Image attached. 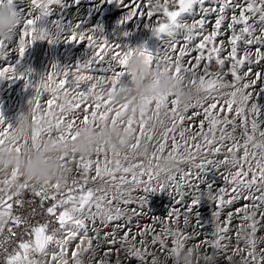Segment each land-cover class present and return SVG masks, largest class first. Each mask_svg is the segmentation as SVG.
<instances>
[{
  "label": "snow or ice",
  "instance_id": "6c2138e0",
  "mask_svg": "<svg viewBox=\"0 0 264 264\" xmlns=\"http://www.w3.org/2000/svg\"><path fill=\"white\" fill-rule=\"evenodd\" d=\"M13 3L0 0L19 22L8 39H0V60L7 61L13 49L22 58L35 41L52 44L61 37L85 44L90 55L74 69L53 65L38 82L9 63L0 66V80H24L33 91L28 114L15 126L0 114V151L20 153L46 140L67 143L103 122L131 133L132 147H143L147 157L110 154L103 147L87 157H62L69 178L50 187L33 185L16 171L0 175L3 264H176L185 249L195 250L196 264H217L218 257L226 264H237V257L238 264H264V0H102L126 10L121 25L147 21L160 42L155 54L143 46H113L101 29L82 31L78 24L67 30L55 25L53 37L43 22L62 0H30L32 11L24 18ZM210 15L215 19L209 31ZM133 55L142 56L149 70L163 67L195 90L194 102L181 108L177 100L160 96L139 111L117 103L130 83L127 63ZM93 66L101 73L93 74ZM22 122L30 123V134H18ZM164 158L174 162L172 169L161 167ZM209 172L225 186L217 188L215 179L206 178ZM156 193L171 197L170 210L133 233V218L146 214L147 198ZM204 201L214 205L213 239L189 248L200 235L196 228L204 227L197 211ZM122 220L116 228L123 236L103 233L108 247L97 259L101 228ZM6 233L14 239L4 238ZM204 245L211 255L201 252Z\"/></svg>",
  "mask_w": 264,
  "mask_h": 264
},
{
  "label": "rangeland",
  "instance_id": "374dc122",
  "mask_svg": "<svg viewBox=\"0 0 264 264\" xmlns=\"http://www.w3.org/2000/svg\"><path fill=\"white\" fill-rule=\"evenodd\" d=\"M13 8L21 18H24L32 11L30 0H27L26 2L25 0H14ZM124 11L126 10L121 9L118 6L102 3V0H80L78 4L75 2V0H62V6H54L51 15L47 17L43 22V26L53 37H55L56 34L55 25L57 24L65 30H67L69 26L77 24L82 31H89L99 28L101 29V34L102 36H104V38L106 36L108 37V35L109 37H119L120 47H117L121 49H124L126 47L128 49H131L132 47L139 48L143 46L155 54L159 49L160 42L153 37L149 27L147 26V21L136 19L133 22L121 25L119 24V21L123 19L124 15H126V12ZM197 13H199L198 9ZM196 18H199V14H197ZM188 19L189 21H191L192 18L189 17ZM214 19L215 17L213 15H210L208 17L209 23L207 24V29L209 31L214 27ZM88 27H91L92 29H89ZM125 33L127 34L125 35ZM130 38H132L134 42L136 41V45H126V40H130ZM223 38L224 37H221V39ZM109 44L116 46L113 43ZM86 51L89 52L85 44H82L81 46H77L76 43L68 44L64 41L63 37H61L56 43L52 44H50L47 40H38L26 49L25 54L22 58L17 57L14 49L10 51L7 55V61L0 60V66H6V64L9 63L16 69L18 73L23 74L25 72H28L30 73L28 79L33 82H38L47 73H49L50 71H54L52 69L53 65H56L60 69H67V66H65V62H69L67 60L72 61L75 59V66L77 64L83 63L84 60L82 54ZM195 54L196 53H193V55ZM73 65L74 63L72 64V67H70V69L75 68V66L73 67ZM104 67H106V65ZM213 70H215V68H213ZM101 71L102 69L100 67L97 69V73L93 71V74H100ZM229 79H231V77H229ZM32 96V88L26 89L24 80H0V114L3 115L6 123L15 126L18 118L21 115L28 114L29 100L32 98ZM44 99H47V96H45ZM260 102L264 103V100ZM196 119L198 123V117ZM151 150L153 149H150V151ZM166 154L167 152L165 153V155ZM0 178H2V176H0ZM206 178L209 181L215 179L217 188L225 186L223 179L219 175L214 177L213 174L209 172L207 173ZM172 203L173 201L171 197H169L167 194L156 193L149 195L147 198L146 207L144 208V212L146 214L138 218H133L132 224L129 225V227L132 229V232H136L137 226H139L141 231L145 226H152L154 217H165L167 212L170 210V205H172ZM243 203L244 201H240L238 204H235L232 207H239ZM213 207L214 205L209 201H204L202 205L198 207L197 211L200 215L201 220L203 221L204 227L196 228V231L199 232L200 235L198 239L189 241L188 247L196 244L199 241H211L213 239V224L210 223V221L212 220ZM230 210V208L225 209V211ZM194 222L195 216H193V225L195 226ZM117 223L124 224L125 221H117L107 227L101 228V239L99 241L100 248L98 250L99 255L97 256V259H99L101 255H103V251L108 247V245L106 246V244L103 242V233L116 231L118 236H123V230H118L116 228ZM97 224L99 225V221H97ZM155 227L157 231H159L161 225L159 223H156ZM181 227H183V224H181ZM191 229V227L188 228V231L191 232ZM233 243H235V240H233ZM169 246H171V244H169ZM115 247H120L119 242H117ZM201 252L211 255L212 249H210L207 245H204L201 248ZM182 255L183 251L180 252L179 257L176 260V264H179L180 257ZM113 260H115V256H113ZM236 260L238 264L239 257H237ZM125 264H128L127 260H125ZM131 264H137V262L135 260H132ZM169 264H171V262H169ZM193 264H196L195 256L193 258ZM200 264H203V260H201ZM217 264H226V262L223 257H218Z\"/></svg>",
  "mask_w": 264,
  "mask_h": 264
},
{
  "label": "clouds",
  "instance_id": "9594fccd",
  "mask_svg": "<svg viewBox=\"0 0 264 264\" xmlns=\"http://www.w3.org/2000/svg\"><path fill=\"white\" fill-rule=\"evenodd\" d=\"M12 11L7 4L0 7V39H8L9 34L18 26V19L12 15ZM127 72L130 74V83L127 91L116 97L117 103H128L130 108L135 107L139 111L147 101L160 96H170L178 101L181 108L195 100V90L184 88L180 81L173 79L172 74L163 67L160 70H149L142 56L133 55L129 58ZM161 72L163 75L160 74ZM17 131L21 136L30 134V123L22 122ZM134 143L131 133L110 125L106 126L101 122L98 129L89 126L82 130L75 140L67 143L53 144L52 141L46 140L37 147L24 146L20 153L15 149L0 151V170H3L0 175L16 171L22 179L33 185L48 187L57 183L63 185L70 174L61 166L62 157L70 158L72 154L87 157L93 154L97 147H103L110 154L118 152L123 155L125 152H130L139 158H146L145 149L132 147ZM160 165L163 169L169 170L174 167V162L164 158L160 161ZM4 238L14 239L7 233ZM6 250L0 249V255ZM194 256V249L191 254L184 250L179 264H193Z\"/></svg>",
  "mask_w": 264,
  "mask_h": 264
},
{
  "label": "bare ground",
  "instance_id": "6f19581e",
  "mask_svg": "<svg viewBox=\"0 0 264 264\" xmlns=\"http://www.w3.org/2000/svg\"><path fill=\"white\" fill-rule=\"evenodd\" d=\"M27 0H25V2H26ZM94 2V1H93ZM28 5V4H27ZM30 5V4H29ZM23 7V6H22ZM27 7V6H26ZM80 7V6H79ZM25 8V7H24ZM72 8V7H71ZM84 8V7H83ZM86 9V8H85ZM87 11V10H86ZM91 11H92V9H91ZM111 12V11H110ZM75 13H77V12H75ZM124 13V12H123ZM89 14V13H88ZM117 16V15H116ZM110 18V17H109ZM119 18V17H118ZM68 21V20H67ZM66 24V23H65ZM86 27V26H85ZM89 28V27H88ZM91 28V27H90ZM89 28V29H90ZM127 28V27H126ZM92 29V28H91ZM111 33V32H110ZM113 33V32H112ZM126 35V34H125ZM119 36V35H118ZM103 38H104V36H103ZM126 38V37H125ZM104 39H106L109 43H113V44H115L116 46H119L120 47V39H119V37L117 38V37H114V36H111V37H109V35H108V37L106 36ZM129 39V38H128ZM126 40V45L128 44V45H136V41L134 42V40L132 39V38H130V40ZM124 43V42H123ZM63 44V43H62ZM76 45L77 46H81L82 44H77L76 43ZM142 45H144V44H142ZM122 46V45H121ZM67 47V46H66ZM130 47V46H129ZM127 48V47H126ZM132 48H134V47H132ZM60 52V51H59ZM63 53V52H62ZM67 55V54H66ZM75 55V54H74ZM83 55V60L85 61L88 57H89V55H90V53L88 52V51H86L85 53H83L82 54ZM74 57V56H73ZM67 61H69V62H65V66H67V69L69 68L70 69V67H72V64L74 63V65H73V67L75 66V64H76V60L74 59V60H67ZM63 63V62H62ZM107 66V65H106ZM98 68H100V67H98V66H93V71H97V69ZM97 73V72H96ZM101 73V72H100ZM198 119H200L199 117H198ZM197 120V119H196ZM192 230V229H191ZM106 246H107V244H106ZM103 248V247H102ZM128 262V261H127Z\"/></svg>",
  "mask_w": 264,
  "mask_h": 264
},
{
  "label": "built area",
  "instance_id": "2783aa9c",
  "mask_svg": "<svg viewBox=\"0 0 264 264\" xmlns=\"http://www.w3.org/2000/svg\"><path fill=\"white\" fill-rule=\"evenodd\" d=\"M28 199H32V197H31V195L29 194V196H28ZM50 202L49 201H44V204L47 206L48 204H49ZM36 204L38 205L39 204V200L37 199V201H36ZM37 219H39V217H37ZM25 239H27V237H25ZM53 247H55L54 245H53ZM0 264H3V260H2V258H0Z\"/></svg>",
  "mask_w": 264,
  "mask_h": 264
}]
</instances>
